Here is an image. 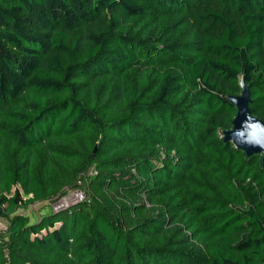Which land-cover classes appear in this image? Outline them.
<instances>
[{"label": "trees", "instance_id": "16d2710c", "mask_svg": "<svg viewBox=\"0 0 264 264\" xmlns=\"http://www.w3.org/2000/svg\"><path fill=\"white\" fill-rule=\"evenodd\" d=\"M242 81L264 121V0H0V264H264Z\"/></svg>", "mask_w": 264, "mask_h": 264}, {"label": "water", "instance_id": "95a60500", "mask_svg": "<svg viewBox=\"0 0 264 264\" xmlns=\"http://www.w3.org/2000/svg\"><path fill=\"white\" fill-rule=\"evenodd\" d=\"M242 94L232 97L231 101L237 108L233 121V129L226 131L225 141L233 142L236 149L244 151L248 156L262 155L264 165V121L251 114V96L242 81Z\"/></svg>", "mask_w": 264, "mask_h": 264}, {"label": "rangeland", "instance_id": "374dc122", "mask_svg": "<svg viewBox=\"0 0 264 264\" xmlns=\"http://www.w3.org/2000/svg\"><path fill=\"white\" fill-rule=\"evenodd\" d=\"M79 185H80V188L87 193V201H88V198H89L90 194L88 193V191L85 188L88 185V182L82 183V181H81V184L79 182ZM69 201L68 202H63L62 203L63 207H61L60 209H64V207H71V206L79 205V204L69 205L70 204ZM82 203H80V204H82ZM51 212L53 213V207L52 206L49 207L47 203H38V204L32 206L28 210H19L17 215H21V214L25 215V216L30 218V221L32 223H36L39 220H41L44 216L50 214ZM9 224L10 223H9V221L7 219L0 218V233H3L5 231H7L8 227H9Z\"/></svg>", "mask_w": 264, "mask_h": 264}, {"label": "built area", "instance_id": "2783aa9c", "mask_svg": "<svg viewBox=\"0 0 264 264\" xmlns=\"http://www.w3.org/2000/svg\"><path fill=\"white\" fill-rule=\"evenodd\" d=\"M80 184H81V182H80ZM68 201L70 202L69 205H76V204H80L82 202H85V201H87V193L85 191H83L80 187L71 191L68 195H66L64 198H62L58 203L52 205L53 213H59L62 211H66L69 208L73 207V206L64 207V209H60L61 207H63L62 203L68 202Z\"/></svg>", "mask_w": 264, "mask_h": 264}]
</instances>
